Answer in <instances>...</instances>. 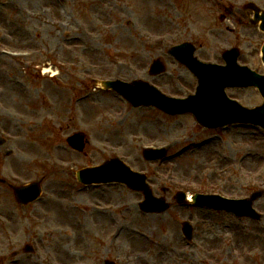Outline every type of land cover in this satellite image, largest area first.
Listing matches in <instances>:
<instances>
[{"label": "rangeland", "instance_id": "rangeland-1", "mask_svg": "<svg viewBox=\"0 0 264 264\" xmlns=\"http://www.w3.org/2000/svg\"><path fill=\"white\" fill-rule=\"evenodd\" d=\"M219 1L237 10L247 0H0V177L42 179L44 189L22 207L1 185L0 264H264V221L174 201L180 190L207 186L228 197L260 195L254 206L264 215V130H206L192 115L134 108L98 86L141 79L171 96L194 94L197 78L167 53L186 41L205 62L222 63L223 51L238 46L240 63L264 73V35L236 26ZM158 58L167 70L152 76ZM47 66L56 74H43ZM228 94L248 108L263 103L256 89ZM79 132L88 141L80 153L66 143ZM165 145L170 159L143 157L145 146ZM117 156L148 175L155 194L172 202L168 213L141 212L143 194L124 185L78 181L77 171ZM185 220L197 225L191 243Z\"/></svg>", "mask_w": 264, "mask_h": 264}, {"label": "water", "instance_id": "water-1", "mask_svg": "<svg viewBox=\"0 0 264 264\" xmlns=\"http://www.w3.org/2000/svg\"><path fill=\"white\" fill-rule=\"evenodd\" d=\"M195 48L186 43L174 47L171 53L182 63L188 65L199 77L200 85L196 95L188 99L171 98L160 92L156 87L143 80H135L126 83L120 80L103 81L102 87L116 90L135 107L148 105L157 106L165 112L176 115L193 113L198 122L205 127L214 128L234 122H251L264 127V104L255 109H248L231 101L225 94V87L234 82L242 86H256L264 97V77L249 70L248 79L234 77L235 72L240 71L236 63L237 51H227L224 58L227 66L204 64L194 57ZM264 51V50H263ZM163 71V65L156 61L152 66V73L159 74ZM248 73V72H247ZM69 144L78 150H83L84 142L81 135H74L69 139ZM164 157V151H146V158L153 160ZM79 180L85 184L121 182L129 187L141 190L146 195V201L142 203L145 211H164L167 205L164 200L152 195L146 184V176L133 171L120 158H114L101 166L85 169L78 173ZM39 188L33 184L16 189L17 197L23 203H29L37 198ZM208 205L214 208H225L235 211L239 215H251L260 219V215L252 208V200H224L221 198L203 197ZM218 198V199H217ZM217 200V201H212Z\"/></svg>", "mask_w": 264, "mask_h": 264}, {"label": "flooded vegetation", "instance_id": "flooded-vegetation-1", "mask_svg": "<svg viewBox=\"0 0 264 264\" xmlns=\"http://www.w3.org/2000/svg\"><path fill=\"white\" fill-rule=\"evenodd\" d=\"M225 9H227L229 17H233L234 24L240 27L244 26L246 22L250 20V17L252 15V12L248 8H238L237 10H233V8L225 7ZM221 18L225 19V17L223 16ZM237 36L240 37V34H237Z\"/></svg>", "mask_w": 264, "mask_h": 264}, {"label": "bare ground", "instance_id": "bare-ground-1", "mask_svg": "<svg viewBox=\"0 0 264 264\" xmlns=\"http://www.w3.org/2000/svg\"><path fill=\"white\" fill-rule=\"evenodd\" d=\"M63 34H65V33H63ZM65 41H66V38H65ZM63 51L66 52V49L63 48ZM49 71H53V70H50L49 68H45V70H44V72H46V73L49 72ZM17 168H19V164L18 163L15 164V169L19 170Z\"/></svg>", "mask_w": 264, "mask_h": 264}]
</instances>
